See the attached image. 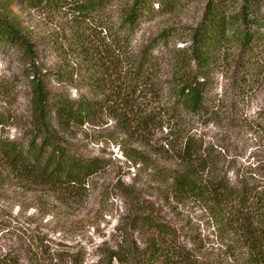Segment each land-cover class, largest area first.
Segmentation results:
<instances>
[{
	"label": "rangeland",
	"instance_id": "1",
	"mask_svg": "<svg viewBox=\"0 0 264 264\" xmlns=\"http://www.w3.org/2000/svg\"><path fill=\"white\" fill-rule=\"evenodd\" d=\"M130 1L114 0L108 6L113 23L117 24L121 6ZM205 3L184 0L171 13L155 10L145 16L120 56L111 39L107 47L103 45L104 53L103 35L98 33L91 35V51L79 49L73 25L63 13L13 0L10 6L26 29L34 57L29 60L17 47L0 45V137L20 139L31 127V75L36 74L52 94L110 99L121 82L131 80L130 59L144 52L154 56L155 64L146 84L136 82L138 103L147 110L166 108L176 52L188 47L189 33ZM163 35H168L165 42ZM260 49L242 56L233 45L220 51L205 94L206 110L195 116L183 113L180 122L211 153L220 174L232 181L243 178L262 192L264 50ZM96 80L100 88L94 87ZM164 133L163 128L128 135L107 110L99 120L66 133L76 153L103 163L80 198L65 200L44 186L9 175L0 164V261L7 256L13 264H105L111 250L138 251L151 236L158 239L154 230L135 224V219L148 216L168 231L161 239L169 246V255L160 264H175L181 253L197 264L243 263L246 252L235 235L217 225L198 202L173 197L172 176L178 165L164 151Z\"/></svg>",
	"mask_w": 264,
	"mask_h": 264
},
{
	"label": "trees",
	"instance_id": "2",
	"mask_svg": "<svg viewBox=\"0 0 264 264\" xmlns=\"http://www.w3.org/2000/svg\"><path fill=\"white\" fill-rule=\"evenodd\" d=\"M12 1L3 0L0 8V45L17 47L26 58L33 60L32 45L23 23L10 6ZM24 1L31 8L49 7L69 18L77 39L74 44L79 49L91 51V35L98 33L103 35L102 39L98 36L102 46L107 47L111 39L110 45L120 48V56L141 19L153 15L155 10L171 13L184 4V0H131L121 6L115 24L107 15V8L114 0ZM153 1H156V9ZM263 2L206 0L200 20L189 33L188 47L176 52L166 108L157 106L147 110L144 103L143 106L138 103L139 97L135 94L136 82L146 84L149 80V71L155 64L151 53L144 52L130 59L131 76L127 77L131 80L127 84L121 82L110 99L82 95L71 99L60 93L52 94L36 74L31 75V127L20 139L0 137V164L9 175L44 186L65 200L80 198L86 194L90 177L103 168V163L97 157L76 153L66 141V133L99 120L106 110L128 135L164 128V151L178 165L172 176L173 197L178 201L198 202L217 225L238 238L246 252V260L239 264H264V191L256 190L238 176L232 181L226 174H220L211 153L203 149L180 122L183 113L195 116L206 110L205 94L220 51L231 45L238 49L240 56L248 52L251 55L258 48L264 50ZM167 36H162L163 42ZM100 86L96 80L94 87ZM135 224L154 230L158 239L151 236L138 251L111 250L105 264H160L168 259L169 246L161 239L167 229L148 216L135 219ZM176 257L175 264H197L188 254ZM13 262L5 256L0 264ZM55 264L66 262L56 261Z\"/></svg>",
	"mask_w": 264,
	"mask_h": 264
}]
</instances>
